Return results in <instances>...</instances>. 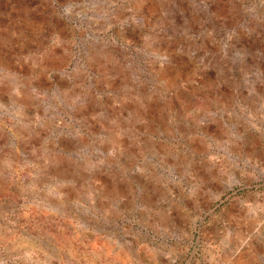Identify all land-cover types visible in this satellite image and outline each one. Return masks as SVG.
<instances>
[{
  "label": "clouds",
  "instance_id": "9594fccd",
  "mask_svg": "<svg viewBox=\"0 0 264 264\" xmlns=\"http://www.w3.org/2000/svg\"><path fill=\"white\" fill-rule=\"evenodd\" d=\"M0 264H264V0H0Z\"/></svg>",
  "mask_w": 264,
  "mask_h": 264
}]
</instances>
